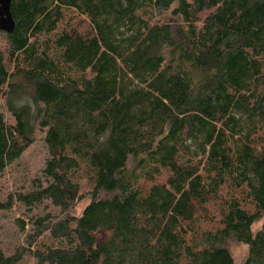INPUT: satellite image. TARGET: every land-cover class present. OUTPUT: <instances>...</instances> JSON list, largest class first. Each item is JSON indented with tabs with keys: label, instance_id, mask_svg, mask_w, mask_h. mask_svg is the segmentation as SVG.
Returning <instances> with one entry per match:
<instances>
[{
	"label": "trees",
	"instance_id": "1",
	"mask_svg": "<svg viewBox=\"0 0 264 264\" xmlns=\"http://www.w3.org/2000/svg\"><path fill=\"white\" fill-rule=\"evenodd\" d=\"M10 14L0 174L37 132L48 158L0 211L58 214L31 218L0 264H236L231 242L264 264V0H12ZM47 232L66 248L30 252Z\"/></svg>",
	"mask_w": 264,
	"mask_h": 264
},
{
	"label": "rangeland",
	"instance_id": "2",
	"mask_svg": "<svg viewBox=\"0 0 264 264\" xmlns=\"http://www.w3.org/2000/svg\"><path fill=\"white\" fill-rule=\"evenodd\" d=\"M168 19L179 23V21L173 17L168 16ZM75 25L81 32H84L86 29V23H84V21H77ZM0 113L4 115L6 120L10 121V114L7 110L5 99L2 96L0 97ZM47 158L48 152L43 141V135L37 132L34 144L20 159L8 167L5 172L0 174V202H5L7 197L15 192L28 190L32 181L40 177V172L44 168ZM163 178H160L159 181L161 182ZM72 180L78 185L79 195L81 196L87 194L93 188L92 177L83 166L72 174ZM85 205L86 202L76 205L72 213L78 216ZM57 214V210L47 202H44L31 212H28L19 204H15L9 211H0V250L6 255L14 254L17 248L25 245L27 232H30L31 218H43L46 215L54 216ZM200 215L206 226L209 225V223H214L213 221H218L216 210L212 207L207 208L206 212L200 211ZM20 221H23L25 224L24 230L20 229ZM260 226V223L254 225L252 232L256 233L260 229ZM60 247L66 248L65 243L55 240L47 232L36 241L32 248H30V252ZM229 249L236 264H242L245 261L247 256L246 247L231 242L229 244ZM19 264H36V261L32 256L26 254Z\"/></svg>",
	"mask_w": 264,
	"mask_h": 264
},
{
	"label": "water",
	"instance_id": "3",
	"mask_svg": "<svg viewBox=\"0 0 264 264\" xmlns=\"http://www.w3.org/2000/svg\"><path fill=\"white\" fill-rule=\"evenodd\" d=\"M12 0H0V32L12 34L15 29V23L10 14Z\"/></svg>",
	"mask_w": 264,
	"mask_h": 264
}]
</instances>
